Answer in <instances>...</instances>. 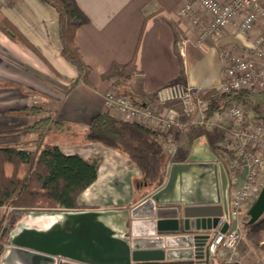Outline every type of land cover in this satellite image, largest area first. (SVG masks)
<instances>
[{"label":"crops","instance_id":"obj_1","mask_svg":"<svg viewBox=\"0 0 264 264\" xmlns=\"http://www.w3.org/2000/svg\"><path fill=\"white\" fill-rule=\"evenodd\" d=\"M74 2L88 20L76 29L75 42L84 62L91 68L89 86H74L77 72L60 55L58 16L51 7L40 0H0V12L42 56L11 41L0 31V147L32 151L35 134L26 128L50 117L63 125L53 127L49 122L52 129L45 137L47 143L57 145L66 156L100 159L96 179L78 197L80 209L77 210L133 208L165 185L170 168L165 172L162 186L147 192L139 170L125 156L98 144L83 142V134L92 118L108 111L104 96L113 89L101 75L112 63L127 64L134 57L138 73L134 86L146 101L142 106H149L156 90L170 82L188 84L195 90L219 89L223 69L220 49L251 46L262 30L257 27L244 37L229 28L217 38L200 40L197 23L179 13L186 4L195 6L194 0ZM262 3L264 5V0ZM195 7L203 22H208L210 16L199 6ZM27 106H43L45 112L34 116L24 114L22 110ZM201 133L194 144L205 146L213 153L220 132L201 130ZM183 134L177 137L182 152L172 164L186 162L192 150L185 153L184 146L179 143L178 138ZM217 161L224 165L218 157ZM11 164L10 159L6 163L7 174ZM216 223L217 218H214L212 227ZM164 235L177 236L178 233L156 232V237ZM259 241L264 244V230L259 233ZM230 256L217 252L209 263H229ZM231 260L240 264H264V254L243 231Z\"/></svg>","mask_w":264,"mask_h":264},{"label":"water","instance_id":"obj_2","mask_svg":"<svg viewBox=\"0 0 264 264\" xmlns=\"http://www.w3.org/2000/svg\"><path fill=\"white\" fill-rule=\"evenodd\" d=\"M264 214V188L248 224ZM0 264H210L204 254L214 218L228 228V177L207 147L195 143L171 165L165 185L133 208L18 213ZM156 232L178 233L156 237Z\"/></svg>","mask_w":264,"mask_h":264},{"label":"trees","instance_id":"obj_3","mask_svg":"<svg viewBox=\"0 0 264 264\" xmlns=\"http://www.w3.org/2000/svg\"><path fill=\"white\" fill-rule=\"evenodd\" d=\"M51 7L58 16V33L61 43V57L72 65L77 77L74 86H89L88 76L91 68L84 62L80 49L75 42L76 29L88 20L78 9L74 0H40ZM0 31L11 41L22 45L42 58L35 48L8 19L0 12ZM138 75L135 58L127 64L112 63L101 75L116 93L129 97L134 103H146L143 96L135 89L134 78ZM68 93V92H67ZM66 93V94H67ZM198 95L208 100L207 118H218L230 104L237 103L244 107L246 115L250 105V94L240 92H220L218 89L196 90ZM141 102V103H140ZM22 112L27 115H41L43 106H27ZM255 117L264 120V106L256 111ZM61 124L50 117L34 122L27 130L35 134L32 151L16 147H0V208L12 209H59L77 210L78 197L96 179L100 159L85 160L77 155L66 156L55 144L45 141L47 133ZM201 130L191 128L178 138L189 153L194 142L201 136ZM84 143L98 144L105 149L114 150L125 156L136 166L146 184L145 190L151 192L160 188L165 177V155L158 134L146 126L121 120L108 111L92 118L83 134ZM213 153L224 162L223 156L213 147ZM12 160L9 174L6 163ZM17 220H20L18 217ZM16 220V221H17ZM248 216L243 222V231L247 239L264 254V244H260L259 233L264 230V214L258 222L249 225ZM6 217L0 218V257L4 251L7 231L4 232ZM16 221L14 223H16ZM217 264H240L220 261Z\"/></svg>","mask_w":264,"mask_h":264},{"label":"built area","instance_id":"obj_4","mask_svg":"<svg viewBox=\"0 0 264 264\" xmlns=\"http://www.w3.org/2000/svg\"><path fill=\"white\" fill-rule=\"evenodd\" d=\"M194 3L210 16L205 27L203 19L196 16L193 4L184 5L179 13L197 23L200 40L217 38L229 28L244 37L257 27L262 30L251 46L220 49L223 69L218 90L264 96L262 0H194ZM104 105L108 111L123 117L121 120L143 124L158 134L167 156L165 172L182 152L177 142L180 134L191 128L220 132L216 148L224 157L228 177V228L221 232L226 222L222 215L215 226L203 233L206 236L204 254L209 260L222 251L235 255L243 238L247 212L264 188V120L248 117L244 107L237 103L227 106L218 118H207L208 100L188 84L178 81L157 89L150 97L149 106L138 105L114 90L105 94Z\"/></svg>","mask_w":264,"mask_h":264},{"label":"rangeland","instance_id":"obj_5","mask_svg":"<svg viewBox=\"0 0 264 264\" xmlns=\"http://www.w3.org/2000/svg\"><path fill=\"white\" fill-rule=\"evenodd\" d=\"M195 14H196V16H199V15H197V11L195 12ZM206 23L207 22H205L203 24L204 27H205ZM201 28H203V27H201ZM236 46H239V45H236ZM243 46H246V45H243ZM250 100H251V102L249 105V109L247 111L248 112L247 116L248 117H255V116H257L256 111L262 109L264 106V96L263 95H256V94L250 95ZM164 155H165V153H164ZM42 210H59V209H42ZM25 211H27V210L26 209L0 208V218H2L3 216L6 217V221L3 225V227H4V232L7 231L6 232L7 238H8L9 231L15 226V224L18 221H20L23 218L22 216L18 215V213H23ZM18 217L20 218V220H17ZM15 221H16V223H14ZM7 238H6V240H7ZM6 240H5V242H6ZM5 246H6V244H5ZM5 246H4V249H5ZM3 253H4V251H3ZM3 253L1 254V256L3 255ZM221 253L224 254L225 252L222 251ZM229 261L234 262L231 259Z\"/></svg>","mask_w":264,"mask_h":264}]
</instances>
